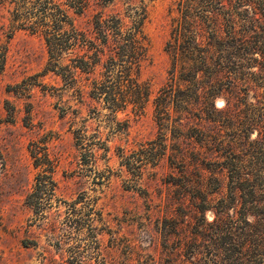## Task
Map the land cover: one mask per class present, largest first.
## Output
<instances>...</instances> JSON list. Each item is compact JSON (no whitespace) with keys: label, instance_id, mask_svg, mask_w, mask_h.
<instances>
[{"label":"rangeland","instance_id":"374dc122","mask_svg":"<svg viewBox=\"0 0 264 264\" xmlns=\"http://www.w3.org/2000/svg\"><path fill=\"white\" fill-rule=\"evenodd\" d=\"M44 1H38L41 19L52 5ZM143 2L149 48L139 74L155 95L169 75L165 43L175 0ZM52 3L62 6L63 0ZM102 5L94 2L89 10ZM123 6L114 0L104 9ZM26 9L0 0V264H224L233 258L242 222L224 165L239 158L264 162L261 152L238 141L264 129V95L255 73L260 66L245 69L254 78L249 86L238 84L252 109L243 101L236 105L237 132L225 126L224 111H215L220 120L213 129L188 113L183 128L162 130L152 99L141 113L131 107L112 113L94 100L81 102L60 75L45 71L43 33L21 26L35 19ZM71 15L76 23L86 18ZM215 106L225 108L226 98L216 97ZM80 126L87 131L85 146L74 137ZM213 130L237 142L234 149L205 140ZM30 149L44 162L36 166ZM45 150L54 165L52 182ZM29 192L40 195L42 208L26 201Z\"/></svg>","mask_w":264,"mask_h":264},{"label":"trees","instance_id":"16d2710c","mask_svg":"<svg viewBox=\"0 0 264 264\" xmlns=\"http://www.w3.org/2000/svg\"><path fill=\"white\" fill-rule=\"evenodd\" d=\"M38 1L14 0L17 11L28 8L26 12L35 16L31 23L23 22L21 26L28 25L33 31L43 33L48 53L45 71L60 75L81 102L87 98L94 100L112 113L128 107L141 113L152 99L154 116L162 130L171 124L183 128L186 123L183 116L188 113H197L213 129L212 123L220 120L215 111H224L225 126L236 128L237 132L236 105L243 101L252 109V103L243 100L245 96L238 87L244 82L249 86L254 80L245 75L246 68L260 66L255 72L256 88L264 95V0H175L169 8L171 28L165 43L170 56L169 75L155 95L150 82L139 74L149 48L143 29L147 17L143 0H120L123 9L110 12L104 7L114 0H63L62 6L45 0V4L51 1L52 5L48 6L47 14L46 9L42 11V19L38 15L42 9ZM94 2L103 3V7L90 12ZM71 11L85 15L84 22L76 23ZM218 96L226 98L227 106L223 109L215 106ZM174 115L178 117L175 120ZM256 130L253 139L243 133L238 141L243 148L250 145L264 155V129ZM73 132L76 144L85 146L88 142L85 127L75 128ZM216 134V130L211 134L207 131L205 140L210 136L216 148L224 143L234 149L237 142L224 141ZM161 135L165 132L161 131ZM30 154L36 166L41 163L35 150L30 149ZM43 157L49 164L46 176L52 182L54 165L47 150ZM154 158L151 162L155 163ZM244 161L239 158L238 162L228 161L224 165L233 200L240 203L242 222L236 245L232 246L235 256L224 264H264V162L250 165ZM39 174L36 185L41 189ZM38 198L40 195L34 192L26 195L28 203H37L42 208ZM228 216L227 212L225 217ZM227 233L231 235L229 229Z\"/></svg>","mask_w":264,"mask_h":264}]
</instances>
